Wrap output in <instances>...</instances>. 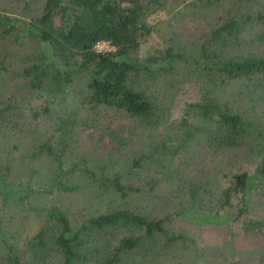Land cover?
<instances>
[{
	"label": "rangeland",
	"instance_id": "374dc122",
	"mask_svg": "<svg viewBox=\"0 0 264 264\" xmlns=\"http://www.w3.org/2000/svg\"><path fill=\"white\" fill-rule=\"evenodd\" d=\"M201 2L166 0L165 7L149 19L154 38L139 55L145 58L154 51L173 47L177 53L196 60L202 44L227 20L229 12L255 13L259 7V3L239 0L215 1L209 6ZM42 5V0H0V15L30 19L39 14ZM263 31L264 26L253 29L247 25L240 45L250 44ZM255 49L264 55V41L259 40ZM19 51L36 52L38 46L25 42L24 46L8 47L0 42V58L10 69V64L19 60V55L13 58ZM234 51L246 52L234 45L227 50L228 54ZM180 68L183 71H178L177 76L160 79L149 90L163 106L166 125L175 128L184 118L185 105L202 98L200 72L197 75L191 69L194 67ZM82 85L83 82L78 83L79 87ZM251 87L250 82L240 81L217 96L238 113L247 115L264 133V99L255 105L249 93ZM0 105L9 108L0 122V165L6 162L12 166V181L21 195L34 191L30 197H20L15 190L0 188V264H39L26 251V244L40 232L47 209L56 207L79 226L89 217L119 209L150 219L170 217L166 229L187 239L185 243L168 244L160 235L148 237L144 230L120 226L109 229L102 240L90 239L85 264H104L102 248L116 246L125 237L141 238L140 246L124 253L117 264H264V186L253 190L247 206L240 197L233 200L231 208L222 204V187H228L221 180L222 173L253 174L257 168L255 151L263 144L254 135L245 147L233 153L212 155L206 145L192 146L172 162L164 159L162 162L169 169L163 171L151 162V158H160L156 146L165 142L168 134L175 133L174 129L167 130L163 121L156 127L135 130L126 115L113 110L94 114L83 110L81 116L67 117L72 122L62 140L64 132H60L57 123L62 117L57 120L62 113L59 104L52 106L55 116L42 115L41 97L31 94L21 83L0 80ZM189 123L200 125L202 121L191 118ZM47 146L54 153L53 162L39 152ZM141 154L150 158L140 169L132 170L131 160ZM115 175L123 178L126 186L143 192L118 197L110 184ZM151 182L153 188L149 187ZM1 192L11 199L6 200ZM44 264H61V260H47Z\"/></svg>",
	"mask_w": 264,
	"mask_h": 264
},
{
	"label": "trees",
	"instance_id": "16d2710c",
	"mask_svg": "<svg viewBox=\"0 0 264 264\" xmlns=\"http://www.w3.org/2000/svg\"><path fill=\"white\" fill-rule=\"evenodd\" d=\"M215 1L223 0H202L201 4L209 6ZM239 1L252 5L259 3V7L255 13L229 12L227 20L202 44L199 58L193 60L177 53L173 47L154 51L145 58L139 55L142 47L154 38L149 19L165 7L166 0H42L39 14L30 19L0 15V42L8 47L24 46L25 42H34L38 46L36 52L15 54L13 58L16 55L20 58L10 64L12 69L0 58V80L21 83L31 94L41 97L44 101L42 115L55 116L52 106L59 104L62 113L57 120L62 117L56 122L60 123V132H64L61 139L64 140L72 122L71 117H67L81 116L83 110L92 114L113 110L126 115L135 130L156 127L162 121L166 125L167 119L164 121L162 117L163 106L154 100L149 90L160 79L177 76L178 71H183L181 65L194 67L191 69L197 75L200 72L202 98L185 105L184 118L176 128L166 125L167 130L174 129L175 133L170 132L168 139L156 146L160 158H151V162L164 171L168 168L162 162L164 159L172 162L175 156L192 146L206 145L212 155L233 153L237 148L245 147L254 135L263 144L256 147L258 164L255 172L226 171L221 175V180L228 186L222 187L224 207H233L236 197L247 206L253 190L264 186V133L258 130L254 121L245 117L247 115L238 113L217 96L228 87L247 81L252 84L249 92L253 96L252 102L256 105L264 99V55L255 49L259 40L264 41V31L250 44L240 45L247 25L253 29L264 26V0ZM101 42L109 43L113 49L98 52L96 46ZM232 45L246 52L228 54ZM80 82H83L81 87L78 86ZM209 87L213 90H205ZM8 109L0 105V122L7 116ZM191 118L201 120L202 124H190ZM248 147L254 154L250 142ZM39 152L53 162L50 146L42 147ZM149 158L141 154L131 160L130 167L138 170ZM4 163L0 165V188L15 190L20 197H30L34 191L21 195V190L12 181V166ZM176 173L179 175L178 171ZM122 179L118 175L110 179L111 188L118 197L143 192L140 188L126 186ZM154 186L153 182L149 184L150 188ZM3 194L6 200L11 199ZM45 213L40 232L26 244V251L39 264L52 259L61 260V264H85L90 239L102 240L109 229L120 226L144 230L148 237L160 235L168 244L187 241L182 234L166 229L170 217L150 219L119 209L89 217L79 226L74 225L60 208H49ZM2 240L7 242L5 236ZM140 240L125 237L116 246H104L105 251L101 254L104 264L119 263L124 253L140 246Z\"/></svg>",
	"mask_w": 264,
	"mask_h": 264
},
{
	"label": "built area",
	"instance_id": "2783aa9c",
	"mask_svg": "<svg viewBox=\"0 0 264 264\" xmlns=\"http://www.w3.org/2000/svg\"><path fill=\"white\" fill-rule=\"evenodd\" d=\"M113 48L111 47V45L107 42H101L96 46V50L98 52H107V51H111Z\"/></svg>",
	"mask_w": 264,
	"mask_h": 264
}]
</instances>
